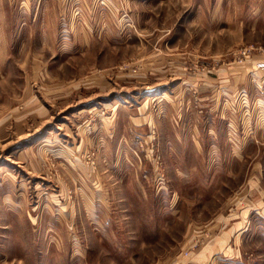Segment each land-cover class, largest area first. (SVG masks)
I'll list each match as a JSON object with an SVG mask.
<instances>
[{"label": "rangeland", "instance_id": "obj_1", "mask_svg": "<svg viewBox=\"0 0 264 264\" xmlns=\"http://www.w3.org/2000/svg\"><path fill=\"white\" fill-rule=\"evenodd\" d=\"M0 264H264V0H0Z\"/></svg>", "mask_w": 264, "mask_h": 264}]
</instances>
